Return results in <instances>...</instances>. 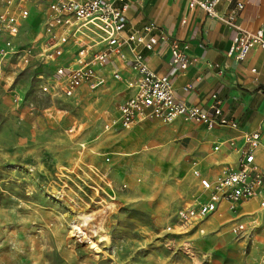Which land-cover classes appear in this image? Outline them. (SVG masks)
I'll return each mask as SVG.
<instances>
[{
	"label": "rangeland",
	"instance_id": "rangeland-1",
	"mask_svg": "<svg viewBox=\"0 0 264 264\" xmlns=\"http://www.w3.org/2000/svg\"><path fill=\"white\" fill-rule=\"evenodd\" d=\"M17 63L0 72V264H263L262 229L255 235L249 225L244 237L233 232L255 215L224 221L205 237L180 230L178 212L195 203L198 189L192 156L165 163L154 155L166 142L177 145L175 138L155 141L148 132L145 147L103 142L123 133L112 123V81L106 79L109 91H87L85 105L76 106V98L44 91L39 63ZM69 114L86 122L81 137L71 132ZM91 150L109 153L111 162ZM177 173L182 184L174 196L163 185L177 181ZM79 224L86 235L75 231Z\"/></svg>",
	"mask_w": 264,
	"mask_h": 264
},
{
	"label": "built area",
	"instance_id": "built-area-1",
	"mask_svg": "<svg viewBox=\"0 0 264 264\" xmlns=\"http://www.w3.org/2000/svg\"><path fill=\"white\" fill-rule=\"evenodd\" d=\"M230 1L189 0V9L198 8L211 17L224 20L217 7ZM34 2L46 4L49 11L42 26L43 37L15 50L22 22L30 17L27 5ZM131 3L132 0H5V8L0 12V38L4 37L0 43V72L2 65L15 59L21 68L39 63L38 79L43 83L44 91L50 89L55 97L75 99L84 85L92 89L103 86L105 79L98 76V68L107 66L116 58L124 68L130 67L134 74L127 80L132 93L119 106V118L115 122L121 128L129 129L148 120L171 124L179 118L186 122L203 123L209 131L218 126L237 128L236 121L223 115L217 95L211 96L213 117L208 116L201 106L189 105L176 97L174 75L187 71L196 63V59L188 54L189 44L172 39L154 21L145 22L141 28L130 27L127 12ZM244 8L243 4L237 6L240 12ZM233 19L225 20L237 30L228 56L243 61L253 48L264 50V30L250 32L236 26ZM183 23H186L185 19ZM160 45L167 46L171 54V73L167 75L157 74L147 63L146 54L153 53ZM124 68L113 71L114 80H124ZM189 89L191 86L185 88ZM79 129V126L73 127L71 132ZM260 142L261 135L254 133L244 134L241 143L228 140L215 146L214 151L219 152L221 145H227L237 155V162L233 166L219 168L214 180L203 177L195 168L194 175L200 181L202 193L194 204L179 210L180 230L187 233L196 229L203 235L202 224L223 203L240 220V205L252 200L259 201L258 212L263 218L251 214L254 216L251 223L239 221L233 232L244 237L249 225L255 235L264 229V173L255 159ZM249 241L252 245H259L251 238Z\"/></svg>",
	"mask_w": 264,
	"mask_h": 264
},
{
	"label": "crops",
	"instance_id": "crops-1",
	"mask_svg": "<svg viewBox=\"0 0 264 264\" xmlns=\"http://www.w3.org/2000/svg\"><path fill=\"white\" fill-rule=\"evenodd\" d=\"M238 4L245 6L243 11L240 12L237 9ZM4 8L5 0H3L0 12ZM27 8L30 10L31 19L29 17L22 22L20 34L15 40L18 46L20 43L23 46H28L43 37L40 25L43 20H46L49 12L46 4L36 2L29 3ZM217 11L222 18H225L224 20L211 17L198 8L190 10L189 0H132L127 17L130 27L141 28L145 22L154 21L172 39L181 43H188V54L196 59V63L187 71L174 75L176 97L189 105L201 106L206 110L208 116L213 117L214 111L210 107L213 103L211 96L215 94L221 102L223 115L236 121L238 127L218 126L209 131L203 123L186 122L182 118L171 124H160L156 122L158 120H148L134 124L129 129L114 124L122 129L123 133L112 137H103V142H112L118 145L131 143L134 147L146 146V143L149 142L148 132L151 133L155 141H164L169 136L175 138L178 141L177 145L166 142L155 149L157 151L154 155L165 163L167 162L166 158L181 161L180 156L184 154L192 156L190 169L198 182L195 200L202 193L200 181L194 175L195 168L201 172L203 177L214 180L219 168L233 166L237 162V155L225 144L221 145L219 152L214 151L215 146L220 143L228 140H236L241 143L244 134L259 133L261 142L255 151V159L257 166L264 173V50L259 47L253 48L243 61L230 58L228 52L237 35V30L225 21L233 17V23L236 26L250 32L255 33L260 29L264 30V0H231L221 3L217 7ZM184 19L186 23H183ZM3 40L4 37H1L0 43ZM146 57L149 67L157 74L167 75L171 73L169 65L171 54L167 46L160 45L153 53H147ZM116 68H124L116 58L111 60L109 65L98 68V76L105 79V84L98 88L107 91L111 89L105 86L107 84L106 79L112 81L116 88L117 95L114 101L118 104L112 123H115L119 118V106L132 93L128 88L127 80L134 77L131 68L127 66L123 71L124 80L116 81L112 76ZM187 86H191V89L185 90ZM90 90L95 89L88 85L80 88L74 104L77 106L84 103L85 98L82 99V96ZM94 113L97 114L98 110H94ZM68 119L72 121L70 127H80L76 131L77 136L85 134L86 122L78 120L70 114ZM79 145L84 149L86 143L83 142ZM177 147L180 149V153ZM90 152L99 157H106L104 160L106 164L111 162L109 153L103 155V153H96L93 150ZM110 152L114 156H132V153L121 150ZM108 171L109 173L106 171L107 176L110 175V170ZM96 173L99 174L100 171L98 170ZM111 173H113L112 170ZM177 177L179 178L177 181L167 182L163 185L164 191L166 190L174 196L179 192L182 184L181 176L178 173ZM258 208V200L244 202L239 207V215L243 217L255 214L256 217L263 218L259 214ZM237 217L228 210L227 204L223 203L219 205V210L202 224L205 230L204 234L197 232L205 237L210 228L221 225L224 221L239 219ZM251 221L252 219L249 218L246 222L251 223ZM260 236L264 237V229H262ZM262 263L264 264V257Z\"/></svg>",
	"mask_w": 264,
	"mask_h": 264
},
{
	"label": "bare ground",
	"instance_id": "bare-ground-1",
	"mask_svg": "<svg viewBox=\"0 0 264 264\" xmlns=\"http://www.w3.org/2000/svg\"><path fill=\"white\" fill-rule=\"evenodd\" d=\"M89 220H90V217H87V216H84V221L86 222V223H88L89 222ZM86 226V225H85ZM75 231L78 233V232H80V233H83V234H85L84 233V230H83V228L80 226V224L79 225H75ZM86 232V231H85ZM86 235V234H85ZM93 244V247L94 248H97V245H96V243L94 242V243H92Z\"/></svg>",
	"mask_w": 264,
	"mask_h": 264
}]
</instances>
